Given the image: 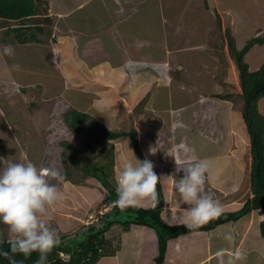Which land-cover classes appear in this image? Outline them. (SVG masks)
Instances as JSON below:
<instances>
[{
    "label": "rangeland",
    "instance_id": "374dc122",
    "mask_svg": "<svg viewBox=\"0 0 264 264\" xmlns=\"http://www.w3.org/2000/svg\"><path fill=\"white\" fill-rule=\"evenodd\" d=\"M80 1L82 0H47L42 4L43 7L54 11H64L66 9L71 11L78 6ZM118 1L122 6L128 5L127 7L131 9L130 14L141 16L137 25L138 37H141L142 33H148L149 41L154 39V43L149 49L153 51L154 55L161 57L163 54L166 56L163 58L166 60L165 63L161 64L164 70H159V75L154 83L161 86L164 77L169 83L173 84L176 79L173 88L168 89V92L171 93L170 98L165 96L166 94L164 95L163 90L165 88L162 91L159 87L154 90L153 86L149 91L152 99L145 94L140 96L142 91L133 76L135 74L133 71L147 66H159L158 60L160 59L157 62H155V59L150 60V58L139 59L140 64H138V58L131 56L128 62L123 61V51L128 50V48L131 49L130 47L135 43L133 37H131L128 44L124 43L122 34L117 32L112 35L108 33L100 34V36H106L100 43H98L99 36L97 34L96 37L92 38H89L88 34L84 38L80 37L82 28H77L82 24L77 20L85 21L88 25L95 22L88 16V11L93 9L91 4L95 5V9H99L102 14L107 12V10H104V6H108L112 11L115 9L121 11V8L115 5L114 0H93L92 3L88 1V4L82 7L83 9L76 10L74 15L70 14L74 20L63 16L61 17L62 22L59 19L54 21L55 18L52 15V17L50 16V22L48 20L44 21V31L36 32V35H39L40 39L48 44V47L45 46L42 50L43 53L47 54L48 50H50L48 54L53 53L51 49L57 48L54 49V52L58 53V65L62 70L61 76L59 77L57 72L51 74L50 71L46 72L45 70L50 81H58L57 84L54 83L55 88L50 89L51 84L49 83L51 82H49L47 85L49 89L47 90V87L42 86L40 89L33 91L28 85H21L17 87L20 88L17 95H13L5 89V91H0V157L5 160L0 161V169L6 166L7 161L32 162L38 168L54 164L65 175L66 182L59 185L64 199L49 207L47 217L50 226L59 233L60 239H63L62 236L64 237L65 231L70 229V222L73 221L70 218L77 216L81 208H85L82 210L89 215L90 213H96L95 211L100 208H103L101 212H105L111 206L104 203L109 190L99 178L86 176L85 170L81 169L85 166L84 162L88 161H83L80 159L81 157H91L93 162L97 161L93 157L92 150L93 146L98 149V142L94 141L96 136H88L87 132L90 130V126L86 123H84L85 132L75 131L69 120L70 112L75 109L86 111L112 129H130L132 126L141 139L145 138L149 142L154 138L152 135L156 131V127L171 126L172 123H169L170 119L166 112H176V107L179 105L181 108L178 107V113L172 128H174V125L179 126L183 133L186 132L190 135L191 142H188V139L180 142L176 151L171 152L173 156L167 155L168 152L164 156L174 168L177 167L176 162L186 166L193 162L191 159H184L186 157L184 152L188 143H192L197 149L199 148L198 145L192 142L196 130L191 131L190 129L197 127V121L203 120L209 114L214 120V112H216V117L218 115V118L221 119L220 116L226 113L225 105H228L227 107L233 114L236 113L240 116L242 113L241 110H243L244 104L241 96L240 70L230 49V37H235L239 49L258 35L264 37V0H208V5L206 0ZM136 10L139 12H136ZM10 12L7 11L8 14ZM127 17V15H121V18ZM163 17H166L167 21L164 23L166 26L163 31L165 39L162 42L159 38L162 33L155 31L159 30L156 25L160 23ZM146 20L149 22L148 32H145L146 29L143 28ZM37 21L41 23V18L33 19V21L30 19V22L37 23ZM109 22L112 24L110 20ZM109 22L103 21L102 29L107 28ZM53 23H56L57 28H52ZM151 26L153 28H150ZM229 32H231V35H229ZM108 35L111 36L112 40H105L109 38ZM112 43L114 44L113 50L110 48ZM14 47L21 50L19 46L15 45ZM39 50V46L37 49L36 47H28V51L36 55H38ZM113 54L116 55L112 58L111 55ZM245 58L250 70H257L264 62V45L256 44L253 46ZM35 61L36 58L32 55V62ZM109 63H113V66H107ZM46 66H48L46 69L55 67L52 63ZM177 67L179 70H176ZM146 71L147 69H143L136 74H142ZM59 86L61 87L60 90H58ZM56 92L61 93V97L56 98ZM169 101L175 105L166 109ZM191 102L193 103L190 105ZM102 103H106L110 107L101 111L100 106ZM151 104L158 106V108L149 107ZM198 106H201V110H195V107ZM209 108L214 111H210ZM259 108L264 114V98L260 100ZM193 110H195L194 113ZM108 111H111L114 115H108ZM224 122V120L221 122L222 128H224ZM181 123L185 124V128L181 127ZM238 123L240 124V120L236 121V124ZM169 127L166 130V135L170 131ZM179 130L178 136L181 137ZM244 133L246 136L245 138L243 136V140H240L239 145H235V151L243 154L246 149L245 156L247 155L250 158L248 165L251 168L250 138L246 129L243 131ZM240 137L239 135L238 139ZM65 140L71 142L77 152L72 148L67 149L63 145ZM122 140V147L125 150L123 152L125 162L131 160L135 163V157L141 160L133 148V142L129 141L127 137L118 139L116 143L118 144ZM87 141L92 144L91 147L85 145ZM228 148V144H222L217 151H227ZM148 155L151 157V162L154 163L155 154L148 151ZM160 157H162V154H160ZM76 161L78 162L76 163ZM117 161L113 169L109 170V180L114 186H116V175L125 163L120 156ZM168 161L167 164H169ZM221 162L226 163L224 159H221ZM232 164L237 165V161L235 160ZM157 169L160 170L164 187L165 184L168 186L171 180L173 181L172 186H174V177L166 164L159 166V168L157 166ZM67 177H70L71 181ZM179 178L180 176L176 180ZM246 179L248 181V178ZM228 187V183L222 186L223 189ZM214 191L219 194L225 193L221 187L214 189ZM246 191L247 189L239 190L241 195L239 201L244 199L245 202L246 196L249 195ZM165 194L169 195L166 189L164 190ZM152 199L144 198L137 204L149 202V204L156 205L159 200L158 195L155 199ZM255 211L261 213L259 210ZM116 216L118 217V215ZM162 216L169 224L183 223L187 217L183 214L177 216L168 212H162ZM119 217L121 219L127 218L126 214H121ZM87 218L90 221L93 219L91 216H87ZM262 218H264V215H262ZM262 220L264 221V219ZM76 225L79 227L72 228V230L74 229L73 232L68 233L66 236L69 246H78L87 237L82 221H77ZM121 231L122 228L116 227L113 234L109 232L108 235L117 236ZM149 232H153V229L146 227V233ZM9 236L8 226L0 222V240L9 239ZM148 243L146 242L147 245Z\"/></svg>",
    "mask_w": 264,
    "mask_h": 264
},
{
    "label": "crops",
    "instance_id": "0c3cea01",
    "mask_svg": "<svg viewBox=\"0 0 264 264\" xmlns=\"http://www.w3.org/2000/svg\"><path fill=\"white\" fill-rule=\"evenodd\" d=\"M44 1L47 0H30L28 3H25L24 1L23 3L18 2V4L21 6L19 8L21 10L20 13L25 14L23 17L10 18L0 16V91L5 89L9 91V93L17 95L20 92V88L17 87H20L21 85H28L34 91L40 89L42 86L47 87L49 82H51L49 83L51 84L49 86L50 89L55 88L54 83L57 84L58 81H50L47 78L46 72L50 71L51 74L53 72H57V75H59V77L62 74L60 65H58V53H54L53 51L57 48H53V50L51 49L53 53L48 54L50 52V50H48L47 54H45L42 52V50L45 48V46L48 47V44L45 41H42L39 35L37 36L39 38L38 40L31 41V35L37 34V31H44V21L48 20L50 22V16L52 17V15H54V21L58 19L61 21V17L63 16H66V18L68 19L69 14L73 13L81 6L88 4V1L89 3L93 2V0H82L78 2V7L72 9L71 11L67 9L64 11H54L51 9L47 10V7H43L42 3ZM16 11H18V9L14 10L13 12V15L15 17H17L16 14H20L16 13ZM90 14L91 15L89 17L95 20L92 25H88L86 23L90 38L96 37L95 34L108 33L112 35L115 34V32L122 34L124 43L127 44L131 40V37L134 38L135 43L132 44V46L130 47L131 49L128 48V50L123 51V61L128 62L131 56H136V59L138 58V64H140L139 59L150 58V60L155 59V62L160 59L158 60V64H160V67L147 66L145 68H140V70L135 69L133 71V73H135L133 74V76L137 81V84L139 85V89H141L142 91V94L140 96L145 94L146 96L150 97V99H152L149 91L151 90V86H153L154 90L159 87L162 91L165 88V90H163V92H165L164 95L166 94L165 96L170 98L171 93L169 94L168 89L173 88V85H175V82L177 80L175 79V82L172 84L163 77V79L161 78L163 80V84L161 86H157L154 83L159 75V70H164V67H161V64L165 63L166 60H164L163 58H165L166 56L163 54L161 55V57L154 55L153 51L149 49V47H151V45L154 43V39L149 41V37L147 35L148 33H142L141 37H138L137 25L139 24V16L134 15L130 18H121V16L118 15L114 16V18L110 20L112 24H110L109 22L108 27H104L102 29V22L109 20V17L107 15H103L99 12L94 11H91ZM116 17L118 19H115ZM37 18H41V23L38 21L37 23L30 22V19L33 21V19ZM165 21H167V18L163 17L160 23L156 25V27H159V30L155 31L162 33L161 37H159L162 42L163 39H165V34L163 32L166 27L164 24ZM148 24L149 22L148 20H146L143 25V28L146 29L145 32H148L149 30ZM114 25H116L115 28ZM52 28H57L56 23H53ZM150 28H153V26H151ZM19 34L23 35V37L25 38L24 41H21L19 39ZM110 35H108L109 38H106L105 40H112ZM105 37L106 36H99L98 43L102 42ZM9 44L13 47L15 45L21 47V50L18 49V47H14L15 55L13 57L5 56L2 52L3 46ZM29 46L36 47V49L39 46L40 50L38 51V55L28 51ZM113 47L114 44L112 43L110 48L112 49ZM32 55L36 58L35 62H32ZM115 55L116 54H113L111 55V57L113 58ZM54 56L55 61H53ZM81 62L83 63V65H85L83 61ZM51 63L54 64L56 68L54 67L46 69V67H48L46 65H49ZM14 65H18L17 68H23L26 74H15L13 71ZM107 66L111 67L113 66V63H109ZM143 69H147L148 72L146 71L142 74H136ZM49 87H47L46 90L49 89ZM60 89L61 87L59 86L58 90ZM55 94L56 98L61 97V93L56 92ZM192 103L193 102L189 104L191 105ZM174 105L175 104L173 102L169 101L166 105V109ZM151 106H153V108H158V106L154 104H151L149 107ZM227 106L228 105H225L226 113L225 115L220 116L221 119L218 118V115L216 117V112H214L215 116L213 117L216 120H212V116L209 114L208 116H205L203 120L201 119V121H195L197 127H192L190 129L191 131L196 130V132L193 134L195 136H193L192 142L198 145L199 148L197 149L195 145H193L192 143H188L184 152V154L186 155L184 159H191L193 162L197 160L205 162L208 166L206 172V190L212 193L215 199L220 201L223 210H238L241 205L244 204V199L242 201H239L241 199L239 190L247 189L246 192L249 193V195L246 196V200L253 195L250 186L251 168L248 165V160L250 158L247 155L245 156V154L247 153L246 149L244 150L243 154H240L239 151H235V145H239L240 140H243V136L245 138L246 135L245 133L243 134V131H245V129L247 130V128L245 119L243 117V110H241V115L238 116V114L236 113L233 114ZM178 107L179 109L181 108V106L178 105L176 107V112L174 113L169 111L166 112L170 119L169 123L171 122L173 124V122L175 121V117L178 113ZM195 108V110H201V106ZM95 110H97V108H95ZM195 110H193L192 112L194 113ZM209 110L211 111L213 109L209 108ZM108 115L113 116L114 114H112L111 111H108ZM223 120L226 122H224V128L221 127V122H223ZM239 120L240 124H236V121ZM177 121L179 122V120ZM172 124L170 127H156V131L152 135L154 136L153 140L149 142H147L145 138L141 140L143 149L148 158L151 159V157L148 155V151L150 153V149L154 148V150L156 151L154 153L151 152L152 154H155L154 164L158 166V168L159 166H163L166 164L175 181L181 173H176V168L171 166V163L167 158H165L164 155L167 152L168 154L172 155L171 152L173 151L174 153V151H176V148L177 146H179L180 142L186 141L187 139L188 142H191V138L190 135L186 132L183 133V130L179 126L174 125V128H172ZM168 127L170 128V131L168 135H166L165 133ZM181 127L185 128V124L181 123ZM178 130L180 132L179 134L182 135L181 137L178 136ZM197 133L198 135H196ZM239 135L241 136V139H238ZM127 139H129V141H132L130 137H127ZM116 141L117 140H115V143ZM122 144L123 140L122 142H118V144L116 143L119 156L121 160L125 162V157L123 155V152H125V150L123 149ZM222 144H228L229 148L227 151L218 152L217 149ZM160 154H162V157H160ZM175 159L177 158L175 157ZM221 159H224L226 163H222ZM235 160L237 161V165L234 164V166L232 162L234 163ZM167 161L169 162V164L166 163ZM246 178H248V181ZM172 183L173 181L171 180L170 184L168 186L167 184H165L164 187V189L168 191L169 195L165 194L166 198L163 201V212L173 213L177 216L181 214L187 216L189 206L187 204H184V202L180 200L179 196H177L178 193L175 191ZM225 183H228L229 187L223 189L222 186ZM219 187H221V189L224 190L225 193L219 194L218 192L214 191V189H219ZM150 199L152 198H149V200ZM224 199L227 200L223 201ZM147 206H154V204H149L148 202ZM82 209L85 208H81L78 215L74 218L68 216L71 217L70 219H72L73 221L70 222V229H67L65 231L64 236H67L68 233H71L74 229H76V226H78L76 225L77 221H84L87 219V216L85 214L86 211ZM262 215H264V213H257L255 210H253L252 212L244 215L238 220L221 223L213 229L194 231L190 234L172 238L169 240L165 261L162 264H217L216 254L219 250L224 251L226 260L230 257L235 259V264H264V235L261 231V222L264 218H262ZM146 227L148 226L133 224L129 229H123L117 236H111V238H113L115 241L116 248H118L116 253L113 255L103 256L96 264H159L156 260L159 255L157 232L152 228L153 232L146 233ZM72 228L74 229L72 230ZM226 233H230L232 235V240L229 241L224 238ZM146 242H149L148 245L146 244ZM237 253H240L239 258H236Z\"/></svg>",
    "mask_w": 264,
    "mask_h": 264
},
{
    "label": "trees",
    "instance_id": "16d2710c",
    "mask_svg": "<svg viewBox=\"0 0 264 264\" xmlns=\"http://www.w3.org/2000/svg\"><path fill=\"white\" fill-rule=\"evenodd\" d=\"M23 1L28 3L30 0H0V16L10 18L23 17L25 14L20 13L21 10L19 8L21 6L18 4V2L23 3ZM206 3L208 5V0H206ZM16 9H18L16 13H20L16 14L17 17L13 15ZM7 11H11L10 14ZM229 35H231V32H229ZM18 37L21 41L25 40L22 34H19ZM31 38L34 39H30L31 41L39 39L36 34L31 35ZM256 44L264 45V37L260 35L256 36L250 39L240 49L237 46L235 37H230V49L240 70L243 90L241 96L244 104L243 117L247 125V134L250 138L253 196L247 199L239 210L223 211L218 218L210 220L199 228L189 229L183 223L169 224L162 216L164 206L159 205L166 198L164 195V185L161 180V174L157 166L153 163V170L159 177L156 185V193L159 200L156 205L147 206L148 203L146 202L121 208L113 204L105 212H101L103 208L97 209L96 216L99 219L87 226L86 239L75 248L71 246L66 247L64 246V242L61 241L60 245L53 248L49 254L47 264H96L103 256L116 253L118 248L115 246L114 239L111 238V236H115L112 235L114 228L119 227L122 230L129 229L133 224L148 226L156 230L159 245V255L156 260L159 264H162L165 261L170 239L190 234L194 231L213 229L221 223L238 220L253 210H259L264 213V114L259 108V102L264 98V62L257 70H250V66L245 58L247 53ZM13 71L18 75L26 74L23 68L14 67ZM69 114L72 116L69 115V120L75 131L85 132L84 123H86V125L90 126V130L87 132L88 136H96V140L94 141L98 142V149H96V146H93L92 150L93 157L97 161L93 162L91 157H81L80 159L83 161L88 160L84 162L85 166L81 169L85 170L86 176L90 175L100 179L103 185L109 190V194L105 197L104 203L112 204L113 201L117 200V194L116 186L109 180V170L113 169L116 162H118L117 159L119 160L115 140L129 136L133 142L135 152L142 161L147 158V154L141 145L140 137L134 127H131L129 130L112 129L92 117L86 111L75 109ZM63 145L67 149L72 148L77 152V149L68 140H65ZM85 145L88 147L92 146L89 141ZM67 178L71 181L70 177ZM121 214H126L127 218L121 219L119 217ZM261 231L264 235V221L261 223ZM109 232H112V234L108 235ZM0 241H3L0 243V252L10 251V245L7 243L8 239ZM61 250L71 252V259L63 260L59 255ZM14 258L17 261H22L23 264H34L39 259V253L33 252L28 258H25L23 254L17 253ZM0 264H9V261L0 255Z\"/></svg>",
    "mask_w": 264,
    "mask_h": 264
},
{
    "label": "clouds",
    "instance_id": "9594fccd",
    "mask_svg": "<svg viewBox=\"0 0 264 264\" xmlns=\"http://www.w3.org/2000/svg\"><path fill=\"white\" fill-rule=\"evenodd\" d=\"M114 3L121 8V11L118 9L112 11L108 6H104V10H107V12L103 15H107L109 20L117 15H127V18L134 16L133 13H129L131 9L127 7L128 5L122 6L118 0H114ZM92 6L93 9L88 11V16L91 15V11L102 14L99 9H95V5ZM82 7L84 6L78 9H83ZM46 9L48 10V8ZM74 12L71 14L74 15ZM136 12L139 11L136 10ZM68 18L73 19L70 14ZM109 20L106 21L109 22ZM77 21L82 24L77 28H82L80 37L84 38L87 34L90 36L86 22L82 20ZM97 35L100 36V34ZM2 52L8 57L15 55V49L10 44L3 46ZM53 61H55V56L53 57ZM14 67H18V65H14ZM107 107L110 106L102 103L100 106L101 111ZM150 151L154 153L156 150L152 148ZM167 155L170 154L167 153ZM147 158L141 161L135 157V163L131 160L123 163L116 175L117 200L109 205L116 204L121 208H126L128 206H135L144 198H156V185L159 177L153 170V163ZM0 161L5 160L0 157ZM176 165V173L182 172V175H180L178 180L174 181V188L179 198L184 204L189 206L188 215L183 221L185 227L189 229L199 228L210 220L218 218L223 211H236L223 210L220 201L215 199L214 195L206 190V172L208 166L205 162L194 161L186 166H182L176 162ZM65 182V175L54 164L38 168L32 162L19 163L7 161L6 166L0 169V222L7 225L10 232L7 241L10 245V251H2L0 255L8 259L9 264H23L22 261H17L14 258L15 254H23L25 258H28L33 252L39 253V259L34 264H47L49 254L53 248L60 245L61 241L64 242V246H69L66 236H62L63 239H60L59 233L50 226L47 218L49 207L64 199L59 185ZM162 205L164 206V204ZM86 215L91 216L93 219L90 221L86 217L87 219L82 221L85 231L89 224L98 220L96 213ZM224 238L230 241L233 237L230 233H226ZM2 242L0 241V243ZM71 247L75 248L77 246ZM61 252L69 253L71 259V252L61 250L59 255L63 260L65 259L61 256ZM239 256L240 253H237L236 258H239ZM216 260L217 264H235V259L231 257L227 260L225 259L223 250L217 252Z\"/></svg>",
    "mask_w": 264,
    "mask_h": 264
},
{
    "label": "built area",
    "instance_id": "2783aa9c",
    "mask_svg": "<svg viewBox=\"0 0 264 264\" xmlns=\"http://www.w3.org/2000/svg\"><path fill=\"white\" fill-rule=\"evenodd\" d=\"M97 219H99V218L97 217ZM61 256H62L65 260L70 259V254H69V253L61 252Z\"/></svg>",
    "mask_w": 264,
    "mask_h": 264
},
{
    "label": "bare ground",
    "instance_id": "6f19581e",
    "mask_svg": "<svg viewBox=\"0 0 264 264\" xmlns=\"http://www.w3.org/2000/svg\"><path fill=\"white\" fill-rule=\"evenodd\" d=\"M166 4H168V3H166ZM186 31V30H185ZM189 34H191V33H189ZM188 38H190V37H188ZM190 40V39H189ZM176 42V41H175ZM185 45V44H184ZM173 46V45H172ZM172 46L170 47L171 49H172ZM174 49H175V47H173ZM177 48V47H176ZM203 59V58H202ZM199 60H200V58H199ZM203 61V60H202ZM193 66V65H192ZM192 66H191V68H192ZM194 68V67H193ZM194 73V72H193ZM170 94V93H169ZM174 97V96H173ZM173 99V98H172Z\"/></svg>",
    "mask_w": 264,
    "mask_h": 264
},
{
    "label": "water",
    "instance_id": "95a60500",
    "mask_svg": "<svg viewBox=\"0 0 264 264\" xmlns=\"http://www.w3.org/2000/svg\"><path fill=\"white\" fill-rule=\"evenodd\" d=\"M162 204H163V203H162V201H161V203H160L159 205L162 206Z\"/></svg>",
    "mask_w": 264,
    "mask_h": 264
}]
</instances>
